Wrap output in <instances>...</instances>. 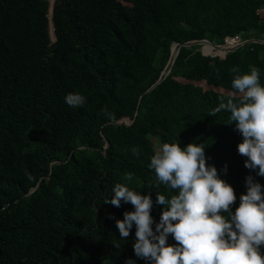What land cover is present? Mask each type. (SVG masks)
Masks as SVG:
<instances>
[{
  "label": "trees",
  "instance_id": "1",
  "mask_svg": "<svg viewBox=\"0 0 264 264\" xmlns=\"http://www.w3.org/2000/svg\"><path fill=\"white\" fill-rule=\"evenodd\" d=\"M50 4L0 0V264H150L134 253L135 224L127 238L116 226L134 206L104 202L117 183L150 195L155 231L165 208L157 192L170 199L178 190L157 188L153 138L203 144L207 164L234 189L233 214L247 176L264 191V176L238 153L243 138L230 112L208 115L233 91L234 66L241 75L258 68L264 86V44L226 56L182 46L146 92L173 43L264 39V0H54L52 19ZM77 92L86 103L69 106L66 95ZM167 243L177 242L169 235Z\"/></svg>",
  "mask_w": 264,
  "mask_h": 264
},
{
  "label": "clouds",
  "instance_id": "2",
  "mask_svg": "<svg viewBox=\"0 0 264 264\" xmlns=\"http://www.w3.org/2000/svg\"><path fill=\"white\" fill-rule=\"evenodd\" d=\"M231 71L237 73L231 84L233 91L227 94L226 102L221 97L208 115L230 112V123H235L243 138L237 150L247 157L245 168L258 169L257 175L264 176V86L260 84L259 69L251 67L249 73L242 75L238 74V67ZM65 101L69 106L80 107L86 97L69 93ZM102 111L107 114V108ZM204 149L200 143L185 147L179 142L164 143L151 157L149 167L155 171L157 188L164 184L178 190L170 199L157 192L156 203L165 208L155 231L151 196L141 195L124 184L114 186L112 198L104 203L118 208L124 201L134 206V211L125 212L124 219L116 221L121 238H127L135 224L134 253L150 264H264L260 250L264 245L262 185L247 176V192L240 196L233 214L234 189L220 178L215 166L207 164ZM133 152L139 155V149L134 148ZM223 171L227 172L226 164ZM125 179L130 181L132 173H126ZM169 235L177 242L175 245L167 243ZM125 264L135 262L128 259Z\"/></svg>",
  "mask_w": 264,
  "mask_h": 264
},
{
  "label": "water",
  "instance_id": "3",
  "mask_svg": "<svg viewBox=\"0 0 264 264\" xmlns=\"http://www.w3.org/2000/svg\"><path fill=\"white\" fill-rule=\"evenodd\" d=\"M53 2L54 0H51V4H50V19H52V15H53ZM51 6H52V11H51ZM50 24H52V27H53V22L50 21ZM50 24H49V32H50ZM53 35H54V38L52 39L51 37V34H50V37H51V41L54 42L56 40V36H55V33H54V27H53ZM252 42H257V43H262L264 44V39H258V38H250V39H247L244 41V43H242L241 45H236V46H226L225 43H221V44H218V43H214L208 39H196V40H189V41H186V42H176V43H173L172 47H171V56H170V59L167 63V65L165 66L164 70L162 71L159 79L154 83L152 84L146 92H150L151 90H153L163 79L166 78V76L170 73L171 69H172V66L174 64V61H175V58L177 57L180 49L182 46H186V47H190V46H194V45H201L202 43H208L210 45H212L214 47V49L218 50V51H221V52H224V54L222 53H218V54H212V53H205L203 51V49H201V51L203 52V54H210L212 56H216V55H219V56H226L229 52H232L236 49H239L249 43H252ZM128 120H125V121H122L123 119L121 120H117L115 122H111V126H114V125H130L132 124L135 119H136V116H134L133 118H130V117H126ZM102 135L104 136V139H105V143H106V146L105 148L107 149L110 145L109 141L107 140V138L105 137L104 133L102 132ZM36 187L32 188L31 191H33Z\"/></svg>",
  "mask_w": 264,
  "mask_h": 264
},
{
  "label": "built area",
  "instance_id": "4",
  "mask_svg": "<svg viewBox=\"0 0 264 264\" xmlns=\"http://www.w3.org/2000/svg\"><path fill=\"white\" fill-rule=\"evenodd\" d=\"M261 13L263 14V21H264V7L261 8ZM247 40V39H246ZM245 39H243L240 35H235V36H228L224 38L223 43L226 44V46H236V45H241L244 43Z\"/></svg>",
  "mask_w": 264,
  "mask_h": 264
},
{
  "label": "rangeland",
  "instance_id": "5",
  "mask_svg": "<svg viewBox=\"0 0 264 264\" xmlns=\"http://www.w3.org/2000/svg\"><path fill=\"white\" fill-rule=\"evenodd\" d=\"M51 37H52V36H51ZM52 39H53V37H52ZM200 49H203V51H206V50H207V47H205V46H201V45H200ZM200 84H201L204 88H207V86L205 85L204 82H200ZM153 141H154V144H155L156 151H158V150L162 147L163 144L160 143L159 140L156 139V138H153Z\"/></svg>",
  "mask_w": 264,
  "mask_h": 264
},
{
  "label": "bare ground",
  "instance_id": "6",
  "mask_svg": "<svg viewBox=\"0 0 264 264\" xmlns=\"http://www.w3.org/2000/svg\"><path fill=\"white\" fill-rule=\"evenodd\" d=\"M201 46L207 47V51L216 50V49H214V47L212 45H210L208 43H202Z\"/></svg>",
  "mask_w": 264,
  "mask_h": 264
}]
</instances>
